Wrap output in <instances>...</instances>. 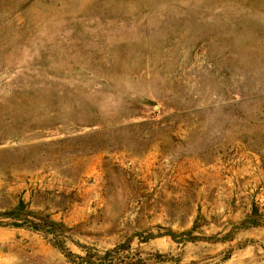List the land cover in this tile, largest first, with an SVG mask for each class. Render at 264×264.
Wrapping results in <instances>:
<instances>
[{
    "label": "rangeland",
    "instance_id": "374dc122",
    "mask_svg": "<svg viewBox=\"0 0 264 264\" xmlns=\"http://www.w3.org/2000/svg\"><path fill=\"white\" fill-rule=\"evenodd\" d=\"M19 205L70 254L0 225V264H264V0H0Z\"/></svg>",
    "mask_w": 264,
    "mask_h": 264
},
{
    "label": "trees",
    "instance_id": "16d2710c",
    "mask_svg": "<svg viewBox=\"0 0 264 264\" xmlns=\"http://www.w3.org/2000/svg\"><path fill=\"white\" fill-rule=\"evenodd\" d=\"M22 205H19L10 211H7L3 214H5L6 217L10 218L9 222L0 223V225H8V226H14L19 228H26L28 230H31L33 232L38 233H44L51 234L56 238V242L52 243L55 247H57L62 253H64L66 256L70 253L66 251L64 242L59 240L57 237V230L56 228L59 226L58 223H56L53 220L48 219V217H39L38 213L31 211L30 213H23ZM2 214V213H1ZM243 224V223H242ZM62 226V224H60ZM241 227H248L249 225H240ZM169 235L171 237H174L175 234L173 232H170ZM85 262L90 263V259L84 258Z\"/></svg>",
    "mask_w": 264,
    "mask_h": 264
}]
</instances>
